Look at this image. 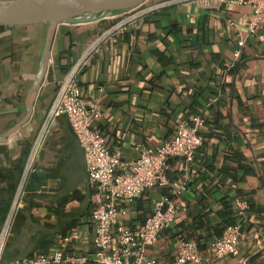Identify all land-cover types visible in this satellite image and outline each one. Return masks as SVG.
Returning <instances> with one entry per match:
<instances>
[{
    "label": "crops",
    "instance_id": "crops-1",
    "mask_svg": "<svg viewBox=\"0 0 264 264\" xmlns=\"http://www.w3.org/2000/svg\"><path fill=\"white\" fill-rule=\"evenodd\" d=\"M163 2L93 55L78 74L81 100L99 107L92 127L123 161L156 149L179 123L201 113L205 122L195 160L186 167L181 158L169 159L168 187L186 180V188L172 196L175 218L148 254L170 263L182 241H194L206 258L222 227L238 224L243 234L239 253L211 264H264V28L248 36L245 15L250 10L238 4L147 0L138 8ZM113 21L58 25L31 115L6 137L27 112L25 97L47 24L0 25V227L57 84L86 43ZM226 64L233 65L225 70ZM166 190L149 188L129 200L119 220L138 227ZM239 202L245 205L241 212ZM94 205L84 151L67 118L59 116L29 177L3 262L51 251L73 229L91 237ZM26 243L33 250L20 252ZM74 252L91 254V240L76 242Z\"/></svg>",
    "mask_w": 264,
    "mask_h": 264
},
{
    "label": "built area",
    "instance_id": "built-area-1",
    "mask_svg": "<svg viewBox=\"0 0 264 264\" xmlns=\"http://www.w3.org/2000/svg\"><path fill=\"white\" fill-rule=\"evenodd\" d=\"M177 1L243 5L250 10L245 15L248 36L264 28V0ZM166 2L143 8L137 6L107 17L114 20L113 23L86 43L75 61L66 69L32 138L12 201L1 224L0 264H211L214 260L239 253L243 234L238 224H229L222 235L213 241L212 254L206 258L202 257L194 241H182L170 263L148 254V248L157 241L159 233L168 228L175 218L177 204L172 196L179 195L186 188V180L168 187L169 159L181 158L186 167L195 160L197 150L202 145L199 129L205 122L201 113L179 123L174 134L156 149L142 150L135 160L123 161L119 153L109 149L106 138L92 127L93 121L101 114L99 107L95 103L85 104L81 100L78 74L89 64L93 55L105 42L114 41L125 32L139 17ZM240 44H243V40ZM234 56L235 59L238 58L239 51ZM232 65L226 64L225 70ZM62 115L67 118L84 151L88 181L94 189L95 205L91 213L93 235L81 237L73 229L51 251L3 262V254L15 219L25 202L27 184L36 159L55 119ZM154 187L167 190L154 202L151 213L141 225L131 228L122 223L119 216L126 214L125 204ZM238 207L241 212L245 205L239 202ZM89 240L93 246L91 254L74 252L76 242Z\"/></svg>",
    "mask_w": 264,
    "mask_h": 264
},
{
    "label": "water",
    "instance_id": "water-1",
    "mask_svg": "<svg viewBox=\"0 0 264 264\" xmlns=\"http://www.w3.org/2000/svg\"><path fill=\"white\" fill-rule=\"evenodd\" d=\"M145 1L147 0H0V25L47 24L39 66L33 84L25 97L27 112L4 137L21 127L31 115L34 100L49 69L52 45L58 25L104 19L133 9Z\"/></svg>",
    "mask_w": 264,
    "mask_h": 264
},
{
    "label": "rangeland",
    "instance_id": "rangeland-1",
    "mask_svg": "<svg viewBox=\"0 0 264 264\" xmlns=\"http://www.w3.org/2000/svg\"><path fill=\"white\" fill-rule=\"evenodd\" d=\"M45 30H46V25H44L43 26V28H42V32L44 33L45 32ZM16 220V219H15ZM28 233V232H27ZM27 233H23L24 235H26ZM53 233H55V232H53ZM30 233H28V235H29ZM27 235V236H28ZM10 237V236H9ZM32 245V244H31ZM28 246V243H26V246H22V247H20V248H18V250L20 251V252H23V251H30V250H33V248L31 247H27ZM8 252L9 253H11L12 252V247H10L9 248V250H8Z\"/></svg>",
    "mask_w": 264,
    "mask_h": 264
},
{
    "label": "trees",
    "instance_id": "trees-1",
    "mask_svg": "<svg viewBox=\"0 0 264 264\" xmlns=\"http://www.w3.org/2000/svg\"><path fill=\"white\" fill-rule=\"evenodd\" d=\"M1 27H3V26H1ZM201 147V146H200ZM200 147H199V149H200ZM199 149L197 150V153H198V151H199ZM28 152V151H27ZM197 153H196V155H197ZM26 155H27V153H26ZM21 170H22V166H21V168L19 169V175H20V172H21ZM18 181V179H16V182ZM16 182H15V184H16ZM227 225H225L224 227H222V233H223V230L225 229V227H226ZM221 233V234H222ZM221 236V235H220Z\"/></svg>",
    "mask_w": 264,
    "mask_h": 264
}]
</instances>
